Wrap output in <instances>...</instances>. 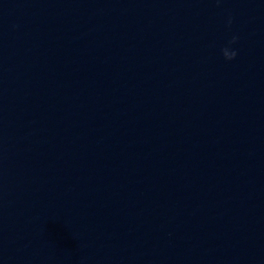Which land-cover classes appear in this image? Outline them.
Instances as JSON below:
<instances>
[{
    "label": "water",
    "instance_id": "95a60500",
    "mask_svg": "<svg viewBox=\"0 0 264 264\" xmlns=\"http://www.w3.org/2000/svg\"><path fill=\"white\" fill-rule=\"evenodd\" d=\"M0 264H264V0H0Z\"/></svg>",
    "mask_w": 264,
    "mask_h": 264
}]
</instances>
